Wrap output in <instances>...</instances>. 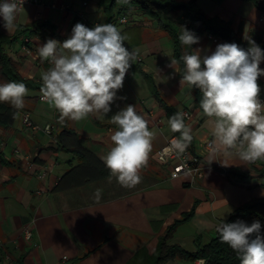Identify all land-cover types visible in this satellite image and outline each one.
<instances>
[{"label":"crops","instance_id":"0c3cea01","mask_svg":"<svg viewBox=\"0 0 264 264\" xmlns=\"http://www.w3.org/2000/svg\"><path fill=\"white\" fill-rule=\"evenodd\" d=\"M42 1L44 5L33 4V6L51 10L49 14L54 19H58V16L59 19L62 18L60 24L55 23L54 20L51 23L57 27L56 31L62 37L59 41H63L71 34L74 18H79V15H84L88 20L90 15H94L91 21L102 22L96 10H91L89 13L64 0ZM54 2L65 3L71 9L57 15L53 12L56 9L50 7V3ZM197 5L209 17L231 21L234 29H237L241 23L244 24V35L252 27H256L264 36V13L251 1L197 0ZM137 12L136 17L132 18L129 24L122 25L121 31L126 32V27L131 24L142 29V43L134 49H138L142 56L143 69L152 74L158 86L162 85L159 82V73L166 71L172 73L168 81L177 77L178 85L186 86L187 83L183 85L180 83L177 63L174 65L177 71L169 66L173 58L172 41L164 32L160 31L157 35L153 32L149 33V25L140 18L142 13L138 10ZM19 13L20 11L17 23L20 26H31L34 29L36 25L43 23L36 22L35 18L20 23ZM40 14L41 12H37V15ZM61 24H66L68 33L62 30ZM43 28L50 35L43 32ZM0 29L8 31L3 23L0 24ZM15 29L8 33L10 39L15 34L13 33ZM39 29V36L31 38L30 45L36 54H38V46L42 44L40 37L49 39L51 36L47 28ZM21 39L22 37L11 45L16 53L15 58H12L24 77L43 83L41 72L51 65L48 60H42L40 56L36 59L34 56H26L22 51V53L18 52L19 49L15 46L22 43ZM218 43L220 42L205 35L194 48L202 47L206 51H211L215 50ZM259 79L262 81L261 93L264 96V76ZM162 83L164 87L169 88L164 76ZM38 92L40 94L35 96L25 95L26 104L22 109V128L33 132L34 135L37 131L24 125L23 116L29 113L34 121L32 109L34 104L36 106V100L41 101L39 97L42 95L41 91ZM118 97L121 98L115 101L111 112L104 119L89 114L80 120H60L58 126H55V132L58 134L63 123L73 127L78 132L82 144L103 161L102 156L112 146L111 134L118 127L109 118L128 104L136 105L137 111L149 122L148 126L154 132V136L151 152L140 172L142 179L133 187L119 183L111 172L110 175L95 182L56 190L59 179L72 166L69 162L72 159L71 155L66 156V162L63 163L64 161L58 160V155L62 152L56 153L37 171L29 170L39 152L55 144V133L51 136L53 141L44 147L27 139L23 134L16 135L14 125L9 128L0 127V264H142L155 255L159 238L164 235L168 226L193 207H196L194 217L178 227L170 243L185 247L184 239L197 237L199 235V229L195 226L197 218L201 226L209 227L208 230L213 227L212 229L216 230L215 225L227 219L239 205L253 199H264V196H258L259 192H256L257 195L253 193L251 184L254 186L256 183L254 174H249L239 182L233 183L224 173L238 171L222 167H217L220 169L218 170L205 160L204 154L207 151L204 143L207 139H213L215 142L216 138L213 132L207 130L210 128L205 126L209 117L195 105L193 97L190 102L185 103L171 95L166 99L176 110L187 111L190 114L185 119L195 139L194 150L202 158L203 172L202 177L194 178L189 175L172 178V165H165L157 159L158 149L167 143L172 133L167 114L150 95L144 77L128 70L123 87L118 90ZM196 129L199 130L197 136ZM217 141L222 149L218 150L216 147L213 152L217 151L219 164L225 163L224 165L239 169L241 173L250 169V163L241 160L235 149H230L218 139ZM15 149H18L19 153H14ZM24 155H30L31 161H26ZM72 163L76 165L77 161L74 160ZM46 170H49V175L45 178L39 177L38 174ZM97 188L102 189L99 199L95 195ZM262 189L263 186L260 190ZM96 224H98L97 229ZM26 228L32 233L30 238L25 236Z\"/></svg>","mask_w":264,"mask_h":264},{"label":"clouds","instance_id":"9594fccd","mask_svg":"<svg viewBox=\"0 0 264 264\" xmlns=\"http://www.w3.org/2000/svg\"><path fill=\"white\" fill-rule=\"evenodd\" d=\"M23 5L24 0H0V18L9 33L17 28ZM182 29L179 40L190 47L181 57L186 71L180 83L194 85L202 92L200 106L211 118L214 137L235 149L241 160L264 157V99L258 83V78L264 76V67L260 66L264 49L251 38L247 48L236 42H221L215 50L206 51L193 47L200 41L193 30L186 26ZM127 39V34L111 22L93 27L77 22L63 41L49 38L38 46V55L51 65L41 72V99L59 111L61 121L66 117L80 120L89 114L99 119L107 117L121 98L118 90L123 87L126 73L139 56L138 49L125 43ZM175 64L171 58L169 66ZM27 91L23 81L2 82L0 102L22 108ZM185 116L183 110H177L168 118L170 128L180 132L172 141L180 150L191 139ZM109 119L118 127L112 132V146L102 159L119 183L133 187L142 179L140 172L151 152L154 132L134 104L119 109ZM101 193V188L95 190L97 199ZM215 227L220 240L240 258V264H264L260 220L248 223L224 219ZM195 264H206V258L197 257Z\"/></svg>","mask_w":264,"mask_h":264},{"label":"trees","instance_id":"16d2710c","mask_svg":"<svg viewBox=\"0 0 264 264\" xmlns=\"http://www.w3.org/2000/svg\"><path fill=\"white\" fill-rule=\"evenodd\" d=\"M244 1H251L260 11L264 13V0ZM102 2L104 10L107 13L105 23L111 22L117 25L118 19H116V15L113 13L117 0H102ZM134 9L140 11L141 13L149 14L156 19L159 23V28L163 30L172 41V55L178 65V76L180 78L186 71L181 57L190 47L182 44L179 40V35L183 30L182 26H186L188 29L193 30L200 38L204 34L212 35L219 37L224 42H236L244 48L248 47V40L252 38L261 46L262 49H264V36L259 28L252 27L248 33L244 35V24L241 23L237 29H234L231 21H225L218 17H209L197 5V0H190L188 2H179L177 0H125V7L123 11L119 13V16L128 15L129 12ZM177 17L180 19H177ZM131 21L132 18L130 22ZM77 22H79V19L75 17L73 24L75 25ZM42 27L48 28L51 32V38H55L57 40L62 39L56 31L57 27L48 21L43 22L42 25H36V28L34 29H32L31 26H19L11 39L3 34L0 35V83L7 82L9 80L23 81L27 88L41 91L42 82L24 77L20 73L18 65L15 63L11 55L8 54L4 45L7 42H16L20 37L23 38L24 36L33 38L38 35L40 31L39 28ZM122 32L127 34L128 39L125 43L128 47L134 49L135 47L141 45L143 33L139 26L135 24L128 25L126 27V32ZM40 34L43 35V33ZM40 39L47 40L48 38L43 36L40 37ZM194 46L195 45H193V47ZM260 66L264 67V61L261 62ZM129 70L137 72L144 77L152 97L155 98L160 107L165 110L167 118L177 111L175 107L166 99V96L160 91L152 74L143 69L141 62L133 63ZM258 83L262 87V81L259 78ZM190 86L195 105L202 112H204L200 106V100L203 95L202 92L194 85ZM260 95H262V93H260ZM22 108L17 109L9 102H0V127L9 128L13 126L16 117ZM185 122L187 124L186 119ZM171 133L177 137L180 136L179 131L174 132L171 129ZM194 142V136L191 134V139L186 142L185 146L190 154L197 155L194 150ZM60 152L72 154V159L69 161L72 166L59 179L55 187L56 190L82 186L90 182L103 179L111 174V170L105 165V163L82 144L78 132L68 124H64L60 129L56 135V142L54 145L43 148L39 152L33 160L29 170L31 172L37 171L40 167L45 165L52 155ZM74 160L77 161L76 165H73L72 163ZM200 160L202 161L201 157ZM262 160V165L260 167L255 166V161H250L249 163L251 165L248 171L242 173L228 171L225 172L224 175L233 183L239 182L244 177L252 174V172H254V177H264V157ZM217 169L220 170L219 168ZM195 212L196 207H193L189 212L183 214L180 219H176L170 226H168L164 235L159 238L155 255L150 258L148 262L142 264H169L175 259H184L195 262L197 257H205L206 264H240V258L227 243L220 240L218 232L216 236L208 242L203 243L200 238H197V247L195 251H189L179 244L169 242L173 238L178 227L190 221L194 217ZM237 219L244 220L248 223L258 219L261 221V231L264 232V199H258L239 205L225 220L232 222Z\"/></svg>","mask_w":264,"mask_h":264},{"label":"rangeland","instance_id":"374dc122","mask_svg":"<svg viewBox=\"0 0 264 264\" xmlns=\"http://www.w3.org/2000/svg\"><path fill=\"white\" fill-rule=\"evenodd\" d=\"M64 1L66 3H69L70 5L72 4L74 7L84 9V10L88 11L89 13L91 12V10L98 11L99 19L102 20L103 23L106 22V19H107V15L106 14L107 13L104 10V6H103L102 0H64ZM55 2H58V0H55ZM50 4H52V3H50ZM124 7H125V0H117L116 4L114 6V9H113V13L116 15V19L119 20V18H120V16H119L120 14L119 13H121L123 11ZM50 11L51 10H48V9H46L44 7L33 6V4L25 5L23 7V9L19 13V15H20L19 22L20 23L27 22V20H29L31 18H35L36 22L37 21H42V22H47L48 21L49 23H52L53 20H54L55 23L60 24V20L62 18L59 19V16H58V19H54L53 17H51L52 15L49 14ZM37 12H41V14L37 15ZM53 12L56 13L57 15H59V13H60V15L64 14L63 12L59 11L58 9L53 11ZM137 13H138L137 10H135V11L129 12L128 15H129L130 18L134 19V17H136ZM93 16L94 15H90V17L88 16L90 22H93V21H91ZM140 18L142 19L143 22L146 23V25H149L148 26L149 27L148 28L149 29V33L153 32V34L157 35L160 31H161V33L164 32L163 30H161L159 28L158 21L156 19H154L152 16H150L149 14L142 13V15H140ZM177 19H180V18L177 17ZM58 20H59V22H57ZM2 23H3V20H2V18H0V24H2ZM66 24H61L60 27L63 28L62 30H66V33H68V29L66 27ZM117 24H118L117 26L120 29H122V25L123 24H120L119 22ZM19 26L20 25H18L17 28ZM151 26H153L154 28H152ZM16 31H17V29H15V31L13 33H16ZM8 33H9L8 31H4V30L0 29V35L3 34L5 36L10 37ZM45 33L47 35H50L47 30H45ZM205 35H207V34H204L203 36H205ZM49 38H51V36H49ZM40 40H42V39H40ZM46 41L47 40H42V43H44ZM21 42H22V39H21ZM12 44H13V42H10V43L7 42V43H5L4 46H5L8 54H10L11 57L15 58V54L16 53L11 47ZM15 47L17 49H19L18 52L22 53L21 52L22 51L21 50V43L20 44H16ZM32 49H33V47H32ZM171 74H172L171 71H166L165 73H163V72L159 73V77H158L159 78V82H160V84H162L161 85L162 87L158 86L160 91L166 96V98H167L168 95H171L173 97L174 96L177 97L178 101H180V102H183V103L190 102V99L193 97L191 86L188 85V84H185L186 86L180 87L178 85V82H177V77H176V79H172V80L168 81V79L171 76ZM163 76H164L165 80L167 81L169 88L164 87V85L162 83ZM156 83H157V81H156ZM27 89H28L27 94L29 96H35V95L40 94L37 90H33L31 88H27ZM149 93L152 96L150 90H149ZM35 103H36V106L34 104V107L32 109V113L35 116V118H33V119L36 122V124L39 126V129H40V130L37 131V134L34 135L33 132H31L29 130H25L24 128H22V113H23L22 110L19 111V113H18V115L16 117V120H15V123H14V129H15L16 135L17 134H23L27 139H31V140L35 141V143L41 144L42 146L46 147V146H48V144L51 141H53V138L50 135L46 134L43 130H41V128L46 126V125H48V124L49 125H53L54 126L53 133H55V135H57V132H55V126H58V124L60 122V119H59L60 113L53 105L49 104L48 102L44 103V102L36 100ZM25 104L26 103H25V100H24V107H25ZM65 119H70L71 120V118H67V117ZM64 124L65 123H63V125ZM205 126L210 128V129H207L208 131L213 132V124L211 122L210 117L206 120ZM203 129L204 128H202V130ZM198 132H199V130L196 129V132H195L196 136H197ZM214 145L218 148V150L222 149V148H220V144L218 143L217 138L215 139ZM70 155L72 156V154H70V153L62 152V154L58 155L59 156L58 160L60 162L64 161L63 163H65L66 162L65 157L66 156L70 157ZM204 155H205L204 156L205 160L208 163H210L212 166L216 167V168L217 167H220V168L222 167L223 169L236 170V171H238L237 173H241V171L239 169L232 168L229 165H224L225 163L221 162L219 164V161L217 159V151L216 152H207ZM55 158H56V156H54V159ZM262 159H263V157L262 158H258L257 160H254L255 161L254 163L257 164L258 167H260L262 165V161H263ZM247 163L249 164V161ZM249 165H251V164H249ZM252 174H254V173H252ZM255 179H256L255 185L253 186L251 184V188H253V193L255 195H257L256 192H259L258 196H264V191H263V189H264V185H263L264 184V177H260V176L258 177L257 176ZM248 181L250 182L249 179H248ZM261 186H263L262 190H260ZM254 200H258V199H253L251 201H254ZM195 220H196L195 226L199 229V235L197 237H195V238L184 239V241H183V243L185 244L184 248H186L189 251H195V249L197 247V238L198 239L200 238V240L204 243V242L210 241L217 234L216 230L212 229L213 227L211 228V230H208L209 227H204V226L200 225L198 218L195 219ZM95 227L97 229L98 228V224H96ZM169 264H193V262L190 261V260L175 259V260L171 261Z\"/></svg>","mask_w":264,"mask_h":264},{"label":"built area","instance_id":"2783aa9c","mask_svg":"<svg viewBox=\"0 0 264 264\" xmlns=\"http://www.w3.org/2000/svg\"><path fill=\"white\" fill-rule=\"evenodd\" d=\"M28 4H35V5H44L42 0H24V5ZM86 4V3H85ZM23 7L19 10L21 11ZM52 9H58L61 12H66L70 10V6L65 4V3H52L50 5ZM75 17V16H74ZM79 22L84 23L85 25L89 27L95 26V24L100 23L98 21L95 22H90L84 15H79ZM131 18L128 15H122L117 23L119 22L120 24L127 25L130 22ZM118 25V24H117ZM209 38L213 39L216 42H224L221 40L219 37H215L212 35H208ZM32 43V39L29 36H24L22 38V43H21V50L26 56H34L36 59L39 57L38 54L34 53V50L30 46ZM135 62H142V57L138 56L137 60ZM261 99H264L263 95H260ZM42 95H40V100L47 102L46 100L41 99ZM186 113V118L190 116V114L187 111H184ZM23 123L27 128L32 129L33 131H38L39 126L31 119V115L29 113H25L23 116ZM53 125H46L41 128L46 134L53 136ZM177 137L175 135H171V137L168 139L167 143L160 147L157 151V159L162 162L165 165H172V171H171V177L172 178H179L182 175H189L194 177H202L203 172H202V163L200 160V157L198 155H192L190 154L186 146H184L183 150H180L175 147V145L172 143L173 138ZM54 141L56 142V136L54 137ZM204 148L207 152H213L215 151L216 146L214 145V140L213 139H207L204 143ZM14 153H19L18 149H15ZM24 158L26 161L30 162L31 161V156L30 155H24ZM39 177L45 178L49 175V171H43L40 172ZM25 236L30 238L32 236V233L29 228L25 229Z\"/></svg>","mask_w":264,"mask_h":264}]
</instances>
